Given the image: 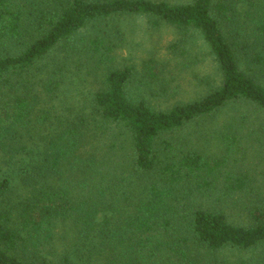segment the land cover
I'll return each instance as SVG.
<instances>
[{
	"label": "trees",
	"instance_id": "obj_1",
	"mask_svg": "<svg viewBox=\"0 0 264 264\" xmlns=\"http://www.w3.org/2000/svg\"><path fill=\"white\" fill-rule=\"evenodd\" d=\"M124 16L199 34L218 81L132 97ZM0 264H264V0H0Z\"/></svg>",
	"mask_w": 264,
	"mask_h": 264
},
{
	"label": "rangeland",
	"instance_id": "obj_2",
	"mask_svg": "<svg viewBox=\"0 0 264 264\" xmlns=\"http://www.w3.org/2000/svg\"><path fill=\"white\" fill-rule=\"evenodd\" d=\"M114 23L105 22L99 30L105 35L108 31L114 43V50L108 55L112 62L107 59L102 66L134 68L128 86L132 97L152 107L167 109L176 103L199 98L211 82L218 81L216 63L199 34L183 41L175 30L166 25L152 27L144 16L121 17L119 27ZM145 63L151 65V72L145 70ZM197 127L196 123L190 124L175 135L195 138Z\"/></svg>",
	"mask_w": 264,
	"mask_h": 264
}]
</instances>
